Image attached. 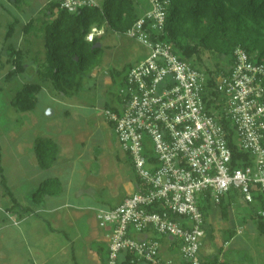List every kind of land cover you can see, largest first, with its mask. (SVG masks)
I'll return each mask as SVG.
<instances>
[{"label": "built area", "instance_id": "2783aa9c", "mask_svg": "<svg viewBox=\"0 0 264 264\" xmlns=\"http://www.w3.org/2000/svg\"><path fill=\"white\" fill-rule=\"evenodd\" d=\"M56 1L69 13L97 7L94 0ZM149 2L151 10L127 32L149 57L129 72L120 115L106 111L140 187L97 219L111 230L108 264H174L148 233L176 242L187 264H205L204 205L219 206L232 192L248 205L264 204V64L237 49L228 73L210 88L206 72L158 39L169 3ZM98 34L93 29L88 40ZM257 217L264 221V208Z\"/></svg>", "mask_w": 264, "mask_h": 264}, {"label": "rangeland", "instance_id": "374dc122", "mask_svg": "<svg viewBox=\"0 0 264 264\" xmlns=\"http://www.w3.org/2000/svg\"><path fill=\"white\" fill-rule=\"evenodd\" d=\"M13 1L0 0V55L5 62V35L15 20L16 33L10 43L28 49L30 54L26 60V71L13 81L5 82L7 68L0 69V148L6 155L5 164L27 163L26 159L30 157L25 158V154L19 153L27 149L25 146L32 142L36 134H78L87 140L86 146L74 143L68 159L76 158L78 164H85L87 161L91 166L89 176L97 180L94 183L89 178L87 183L81 184L83 190L94 189L92 200L100 205L107 207L116 203L118 195L127 184H136V173L130 156L125 154L114 128L108 123L106 110L119 105L122 77L144 62L149 57V50L127 34L107 31L104 27L98 34L102 37L99 40V63L86 74L83 88L78 95L59 96L52 90L50 83H46L39 95L36 110L30 113L18 112L10 102L24 84L40 82L36 74V64L44 57L43 41L34 37L26 38L23 27L30 19L43 17L40 9L50 0H22L20 7L14 5ZM94 1L97 6H102L105 0ZM134 3L137 12H148L152 8L149 0H134ZM205 65L211 70H215L216 65L228 69L227 62L217 55L207 54ZM10 134L18 136L11 139ZM18 144L22 146H17ZM17 147L21 150L17 151ZM10 173L8 171L7 175ZM3 176L7 180L6 184L10 183L11 178L6 177L5 172ZM1 192L3 194L4 189L0 174V198ZM31 203L27 198L26 205ZM227 204L228 200L225 206ZM230 211L231 216L228 219L220 218L219 207L212 206L203 243L211 247L214 256L219 257L225 264H264V235L258 230L257 219L259 206L248 205L238 197ZM229 231L236 234L232 240L225 236ZM157 237L165 240L162 236ZM172 253L181 256L178 247ZM200 257L202 261L211 258L205 252L200 253Z\"/></svg>", "mask_w": 264, "mask_h": 264}, {"label": "trees", "instance_id": "16d2710c", "mask_svg": "<svg viewBox=\"0 0 264 264\" xmlns=\"http://www.w3.org/2000/svg\"><path fill=\"white\" fill-rule=\"evenodd\" d=\"M162 1H167L169 7L166 27L163 34L158 36L159 41L172 45L181 59L189 61L193 67L206 72L210 76L208 81L210 88L215 86L218 76L228 73L233 65L237 49H243L253 61L264 64V0ZM13 3L20 7L22 0H14ZM40 13H43V17L32 18L23 27V35L26 38L42 35L45 57L42 61H37L36 74L40 82L24 84L10 102L11 106L21 113L36 110L39 95L46 83H50L52 90L59 96L78 95L83 88L86 74L93 70L100 60L99 40L102 37L95 36L92 41H89L88 36L92 30L101 31L105 27L107 31L127 34L146 12H137L134 0H105L102 6L69 13L62 9L56 0H51ZM16 24L15 20L8 27L5 35L4 50L7 53L5 62L0 55V69L7 68L5 82L13 81L26 71V60L30 54L28 49L10 43L16 33ZM207 54L224 59L228 69L220 65H216L215 70L207 68L205 65ZM128 74L121 79L122 88ZM122 101V97L119 96V104H122ZM109 111L119 115L121 113L115 108ZM110 125L114 126L111 123ZM34 153L39 167L42 170H49L57 161L59 147L55 142L39 139L35 143ZM235 155L247 164L250 163L248 154L237 151ZM0 174L5 195L12 200V209L19 208L20 205L3 176L1 148ZM59 191L58 182L45 181L32 194V201L39 204L46 196L56 195ZM256 200L261 202V196H258ZM209 205L208 203L203 207L206 228ZM220 206L225 215L224 200ZM259 207L263 209L264 204L260 203ZM257 219L258 230L264 235V221L259 217ZM232 237L233 235L229 236V240ZM203 262L217 264L218 258ZM124 264H130V262L126 261Z\"/></svg>", "mask_w": 264, "mask_h": 264}, {"label": "crops", "instance_id": "0c3cea01", "mask_svg": "<svg viewBox=\"0 0 264 264\" xmlns=\"http://www.w3.org/2000/svg\"><path fill=\"white\" fill-rule=\"evenodd\" d=\"M50 1L40 9V12ZM32 37L43 41L40 34L32 35ZM114 108L121 112L123 107L122 104H119ZM65 113L68 115V112ZM108 123L110 124V122ZM10 135L11 139L18 136L17 134ZM39 139L55 142L59 147L57 161L49 170H42L39 167L37 156L34 153L35 143ZM31 141L25 146L27 148L25 151H20L21 148L17 147V151H20L19 155L25 154V158L30 157L26 159L27 163L7 165L5 164L7 162L6 155L1 151L3 172L6 173V177L11 178L10 183L8 182L10 186H8L20 207L12 209L11 198L6 196L5 192L3 194L1 192L0 264H108L111 230L99 226L97 214L101 210L117 208L126 198L136 193L140 187L137 176L135 177L136 184H127L121 194L118 192V201L106 207L92 200L94 189L83 190L81 185L87 183L89 178L93 179L94 183L97 181L96 178L89 176L90 164L87 161L85 164H78L76 158L68 159L71 146L74 143L86 146V139L78 134H36ZM17 146L22 145L18 144ZM82 156L83 154H81ZM8 171L11 173L7 175ZM48 180L59 183V193L46 196L39 204L33 203L32 194ZM238 197H241L238 192H232L224 199V208L226 200H228L225 215L220 205L215 206L220 209V218L228 219L231 216L230 208ZM27 198L30 203L32 202L29 205H26ZM209 206L210 214L213 205ZM232 235L233 239L236 235L234 232L229 231L228 234H225L227 237ZM145 237L155 238L161 242L164 259L172 260L174 264H187L181 256L172 253L175 247L179 248L176 242L170 239L166 240L165 237H163L165 240L159 239L150 233ZM203 252L211 257L203 261L218 258L219 264H225L219 257L214 256L213 249L204 243L200 253Z\"/></svg>", "mask_w": 264, "mask_h": 264}]
</instances>
